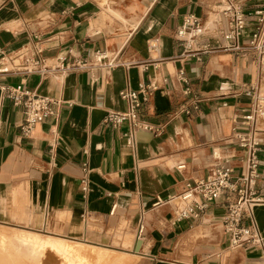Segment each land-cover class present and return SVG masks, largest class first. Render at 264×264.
I'll use <instances>...</instances> for the list:
<instances>
[{
    "label": "crops",
    "instance_id": "0c3cea01",
    "mask_svg": "<svg viewBox=\"0 0 264 264\" xmlns=\"http://www.w3.org/2000/svg\"><path fill=\"white\" fill-rule=\"evenodd\" d=\"M218 1L0 0V226L108 247L109 231L126 223L136 237L133 230L116 234L125 251L141 240L138 264H264L262 247H230L219 220L222 201L195 222H173L167 202L188 180L209 174L215 153L241 166L237 117L250 101V87L264 93V69L254 51L218 50L202 61L178 58L176 29L186 13L210 23L207 40L226 43L218 29L227 22H213ZM236 1L246 13L264 8V0ZM252 29L240 40L243 46ZM154 39L156 50L150 47ZM98 51L114 53L119 64L110 70L82 67ZM16 56L23 57V68L7 65ZM44 65L56 69L44 73ZM150 82L158 88L147 100L140 91V114L162 131L139 130L131 146L124 136L129 124L111 126L104 119L126 110L122 89L140 90ZM20 84L61 101L30 136L20 128L24 108L2 90ZM193 95L201 98L199 109L181 113ZM259 157L257 187L264 197V132ZM84 161L87 192L81 184ZM255 217L264 238V204ZM189 240L193 255H182Z\"/></svg>",
    "mask_w": 264,
    "mask_h": 264
},
{
    "label": "built area",
    "instance_id": "2783aa9c",
    "mask_svg": "<svg viewBox=\"0 0 264 264\" xmlns=\"http://www.w3.org/2000/svg\"><path fill=\"white\" fill-rule=\"evenodd\" d=\"M214 24L220 25L224 20L225 28L218 29V35L226 43L213 44L207 40V22L195 13L183 15L180 25L176 29V40L182 48L178 58L185 60L196 58L202 61L205 55L224 51L247 52L254 51L258 54L261 69H264V8L246 13L236 0H219L214 10ZM252 25L253 29L248 35V45L243 46L240 40L244 37L246 29ZM151 49L158 48V41L154 39L150 44ZM42 52L41 49H38ZM119 61L110 58L106 52L98 51L90 62H85L82 67L89 68L100 66L107 70L117 66ZM146 67V65H144ZM56 67L44 65L41 69L44 73L54 70ZM30 70V69H27ZM179 77L187 82L184 70L180 69ZM158 88L155 82L141 85L140 90L129 87L120 91V97L126 101L127 108L124 111H110L104 119L106 125L119 126L124 122L129 124V129L124 136L129 145H136V133L139 130L160 132L162 126L148 122L140 114L143 100L140 91L147 100ZM6 98L15 106L24 108L25 119L20 128L25 136H30L34 127L52 116L60 102L50 96L40 95L33 90L25 88L22 84L16 86H4L2 88ZM186 95H192L190 87L185 88ZM250 98L244 106L238 119L242 130L235 134L238 147L243 151L241 166L224 162V158L215 153V163L211 166L207 176L188 180L184 190L170 197L167 202L173 205V222L187 220L195 222L204 216L214 202L222 201L223 212L219 217L223 230L228 236L229 245L232 248L262 247L264 238L255 217V208L264 204V197L258 190L260 178L259 153L263 143L264 121V93L257 86H252L246 91ZM201 98L191 97L189 104L181 105L179 111L186 115L199 109ZM184 167L180 165L179 168ZM89 164H82V189L87 192L89 188ZM175 197H178L176 200ZM176 200V201H174ZM144 229L140 228V232ZM139 239V238H138Z\"/></svg>",
    "mask_w": 264,
    "mask_h": 264
},
{
    "label": "bare ground",
    "instance_id": "6f19581e",
    "mask_svg": "<svg viewBox=\"0 0 264 264\" xmlns=\"http://www.w3.org/2000/svg\"><path fill=\"white\" fill-rule=\"evenodd\" d=\"M213 15H211L212 19ZM207 24H210L209 22ZM107 56L114 58V53L107 52ZM22 56L12 57L7 64L9 67H24ZM177 200L178 197H175ZM174 200V201H176ZM40 236V235H39ZM37 234H16L14 232L0 230V240L2 242L0 254V264H36L34 258L37 253H43L47 250H54L61 255H73L91 259H106L109 254L106 250H96L95 248L80 249L78 247H70L58 238L50 237L49 239L40 238ZM89 247H96L89 245ZM4 250H6L4 252ZM108 250V249H107ZM74 261V258H72ZM73 264V262H72Z\"/></svg>",
    "mask_w": 264,
    "mask_h": 264
},
{
    "label": "rangeland",
    "instance_id": "374dc122",
    "mask_svg": "<svg viewBox=\"0 0 264 264\" xmlns=\"http://www.w3.org/2000/svg\"><path fill=\"white\" fill-rule=\"evenodd\" d=\"M25 229V230H23ZM0 230H6V231H10V232H14L16 234H36V233H32L29 232V229L26 228H22V229H17V228H11V227H6V226H0ZM29 230V231H27ZM129 230H133V232L135 233V237H136V231L134 229H131V227L129 225H127L126 223L122 224L119 228L117 229H111L109 231V236L110 238V242L105 244L104 246H108V247H89V245L86 242H71V241H66L63 239H59L63 242H65L67 245H69L70 247H78L80 249H85V248H95L96 250H106L108 257L106 259H91V258H83V257H77V256H73V255H61L57 252H55L54 250H47L43 253H37L36 257L34 258L35 262H37L36 264H138L140 259L142 258L140 251L136 252L135 251V244L136 241H134L135 243H133L132 246L125 248V250H121L123 249V245L121 244V242L123 241V238L119 236H117V232L119 231H129ZM208 233V230H207ZM45 235H49L46 233H42ZM40 238L43 239H49L50 237L48 236H44L41 234H37ZM84 240V239H81ZM190 242V245H186L185 248L181 250L182 255H186V256H191L193 255V248H194V244L193 242ZM2 247V242L0 240V254H2L1 248ZM108 249V250H107ZM129 250V251H127ZM6 250H4L5 252ZM139 254L140 257L137 256V254ZM72 258H74V261L72 260ZM27 264H33V263H27Z\"/></svg>",
    "mask_w": 264,
    "mask_h": 264
},
{
    "label": "water",
    "instance_id": "95a60500",
    "mask_svg": "<svg viewBox=\"0 0 264 264\" xmlns=\"http://www.w3.org/2000/svg\"><path fill=\"white\" fill-rule=\"evenodd\" d=\"M140 247H141V240L138 239L135 244V251L138 252L140 250Z\"/></svg>",
    "mask_w": 264,
    "mask_h": 264
}]
</instances>
